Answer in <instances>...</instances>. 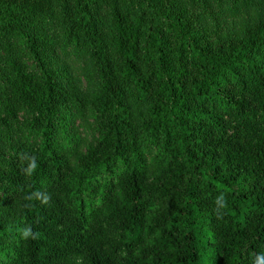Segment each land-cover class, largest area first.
<instances>
[{"label": "trees", "instance_id": "obj_1", "mask_svg": "<svg viewBox=\"0 0 264 264\" xmlns=\"http://www.w3.org/2000/svg\"><path fill=\"white\" fill-rule=\"evenodd\" d=\"M202 247L264 256V0H0V264Z\"/></svg>", "mask_w": 264, "mask_h": 264}, {"label": "clouds", "instance_id": "obj_2", "mask_svg": "<svg viewBox=\"0 0 264 264\" xmlns=\"http://www.w3.org/2000/svg\"><path fill=\"white\" fill-rule=\"evenodd\" d=\"M20 157L27 161V166L22 168V172L25 176L31 177L37 167V160L35 156H31L27 153L19 154ZM25 199L29 201L38 200L41 205H48L50 203L51 197L46 191H40L35 190L28 194V196L25 197ZM215 204L217 207L214 209V211L217 214V218H222L224 213L220 211V209H225L227 207V197L223 191L220 192V194L215 198ZM31 205H25V207H30ZM37 238V233L33 231V228L31 225H25L22 229H20V239L22 240H35ZM264 256L257 255L254 264H264Z\"/></svg>", "mask_w": 264, "mask_h": 264}, {"label": "rangeland", "instance_id": "obj_3", "mask_svg": "<svg viewBox=\"0 0 264 264\" xmlns=\"http://www.w3.org/2000/svg\"><path fill=\"white\" fill-rule=\"evenodd\" d=\"M208 250H210L208 247H202L199 249L200 252V260H199V264H209V261L207 260V254H208Z\"/></svg>", "mask_w": 264, "mask_h": 264}]
</instances>
